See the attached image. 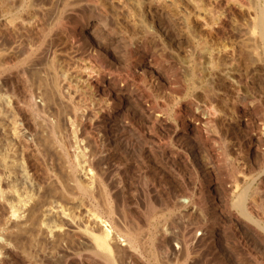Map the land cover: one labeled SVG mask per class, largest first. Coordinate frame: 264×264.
I'll use <instances>...</instances> for the list:
<instances>
[{"label": "rangeland", "instance_id": "374dc122", "mask_svg": "<svg viewBox=\"0 0 264 264\" xmlns=\"http://www.w3.org/2000/svg\"><path fill=\"white\" fill-rule=\"evenodd\" d=\"M100 1L0 0V264H156L155 251L163 264H264V229L234 206L251 186L264 227V78L234 70L241 93L220 76L237 62L213 59L235 53L238 16L204 42L192 1L147 10V35L133 32L135 0H112L127 27ZM53 58L63 100L39 84ZM97 216L120 251L96 248Z\"/></svg>", "mask_w": 264, "mask_h": 264}, {"label": "bare ground", "instance_id": "6f19581e", "mask_svg": "<svg viewBox=\"0 0 264 264\" xmlns=\"http://www.w3.org/2000/svg\"><path fill=\"white\" fill-rule=\"evenodd\" d=\"M135 1L137 3V12L139 15L138 21H139V23H141V26L140 27H137V26L133 27L134 34H139V32L138 33L135 32V31H139V30H142V32H144L146 30L145 33H143L144 35L150 34V29H148V27H147V21H148V19L146 18V15H147L146 11L147 10H153V9H155L157 11L160 10L161 12H164L169 16H173L177 12V0H135ZM188 1H189V3H191V1L193 2L191 4L193 5L192 7L194 9L191 10L190 13L194 15L195 21L199 22L201 24L202 28L206 32V38H203L204 42L207 40L208 41L212 40L214 38H217L219 40L218 34H219L220 29H223V27L226 25L227 21L231 17H233V16L235 17L236 15L238 16V19L241 22V31H240V43L238 44V47H237L235 53L232 52L233 55L232 54L229 55L228 52L230 50H227V48H224L223 50H218V52L214 55L213 59L215 60L217 65H224L229 60H235L237 62V66L235 68L232 67L229 70L224 71L220 76L223 77L224 80L227 83H229L231 86L238 88L239 92L245 93L247 88L244 85L239 84V82L235 78V73L233 71L234 70L238 71L237 69H246V71L248 72L247 74L249 75V76L248 75L247 76L249 77L250 80L255 79L256 77H263L264 78V66H262L263 54H264L263 53L264 52V2H261L260 0H242V1L240 0L239 2L234 1V0H200L201 2H207L209 5H211L210 11L204 12V9L201 7V5H199V3L196 5V2H198V0H188ZM100 2H101V5L106 7L109 10V12L117 18V22H120L121 25L123 24L126 27L129 26L128 25L129 20L127 18L123 19L120 16L122 14V12L120 11L119 8H117V10L115 9V5H114L112 0H101ZM119 4L122 5L123 8L125 7L122 0L119 1ZM255 7L260 12L259 13L260 15H259V17H257V19L254 18L253 14H252V9ZM252 26H255V27L258 26L261 28V37L255 35L254 33L251 32L250 28ZM220 32L222 33V31H220ZM55 62H56V60L53 58L48 63V73L49 74L48 73L47 74L49 75L50 79L48 77L47 78L49 79V82L47 80H44V78L42 80L40 78L39 84H41L42 86L45 85L44 88L49 89V92L52 95L56 94V95L60 96L61 100H63V98L61 96V92H60L62 90H60V88H59V74L57 72L58 68H56V66H55L58 63L57 62L55 63ZM1 63H3V62H1ZM0 66H1V64H0ZM57 67H58V65H57ZM62 73H64V72L62 71ZM60 78H62V77H60ZM61 80L62 79H60V81ZM47 89H46V91H48ZM32 107H35V105L32 104ZM214 122H216V121H214ZM214 122L212 119H209V120L207 119L205 121V123L207 125H209L210 129H213L216 127V124ZM57 128H58V126H57ZM217 130H218V128H217ZM69 177H70L69 180H71L70 182L73 181L77 188H79L80 190H82L84 192L88 191L91 193V190L89 191L86 188V187H88V185L85 184V186H84L83 183H81L75 177V175H73V176L71 175ZM90 189H92V187ZM253 197H254V192L251 190V186H247L237 196V200L234 202V206L240 212V214L243 215L248 221L255 224L259 228L264 229L261 222L258 219H256L253 216V214H251V212H249V210H248L247 201ZM107 201H108V199L106 200V203L108 204V210L111 211L112 210L111 206H109V203ZM259 201L256 203H259ZM152 208H154L153 205H152ZM17 214L18 213L14 214V216H18ZM153 219L154 218H152V220ZM97 220L100 222V225L102 227H101V230H99V232L95 231L96 225H95V227H93V230H94L93 240L95 242L96 248H98L102 251H105V252L112 253L113 250L111 249V246H112V244H115L116 246L114 248L116 249V251H120L121 244H119V243L117 244V242H119L118 238L120 236H117L114 233V230L112 229V226H111V224H109V222H107L106 220H103L102 218H100L98 216H97ZM30 221L34 222V224H35L34 226L37 228L38 231H40L42 233L43 229H41V226H42L43 221L40 219V217L37 216L35 211H33L31 213ZM91 224H92V222H91ZM96 224H98V223L96 222ZM15 226L19 229L23 228L22 226H19V225H15ZM34 226H32V227H34ZM97 226L99 228V225H97ZM123 227H125V229H127L125 225ZM96 229H97V227H96ZM27 231L28 230H26L25 232H27ZM133 231H131V232L128 231L127 232L128 234L126 233L125 238L123 239V242L125 241L126 243L124 242L125 244L122 246L128 247V248L124 247V249L121 250V251H123V253H124L123 255H125V257L127 256V254L130 255L129 252L136 251V247H135L136 246V237H135V234ZM29 232H32V231H29ZM36 233H38V232H36ZM32 236H31V238H32ZM31 238H30V240H31ZM33 239L34 238H32V241H30V242L33 243ZM61 239L64 240V237L62 235H61ZM203 240L204 239H202V241ZM83 243L89 249H92L91 245H88L84 241H83ZM150 243H151L152 247L155 246V239L152 238L150 240ZM21 245H24V244L21 243ZM24 248H27V247H24ZM24 248H22L21 250H24ZM166 249H167V251H166ZM166 249H165V251H166L165 256H166V258L171 260L169 258L170 252L168 251V248H166ZM28 250L29 249L27 248L26 253H28ZM154 250H157V249L154 248ZM25 251H26V249H25ZM94 253L97 254V252H94ZM117 254L119 255V252ZM182 254H184V253H182ZM182 254H180V256ZM30 256H31V254L28 255V257H30ZM154 256H155V259L157 262L156 264H163L161 262L163 260L161 259V261H160V258H158L160 255L157 254V251H155ZM180 256H178V254L176 255L177 263H174V264H178V262H180V261H178ZM185 256H186V258H189L190 254L187 253V255L185 254ZM32 257H34V256L32 255ZM107 260H108L107 262H109L110 264H114L111 257ZM164 263H168V262L165 261ZM171 263L172 262L169 261V264H171Z\"/></svg>", "mask_w": 264, "mask_h": 264}]
</instances>
